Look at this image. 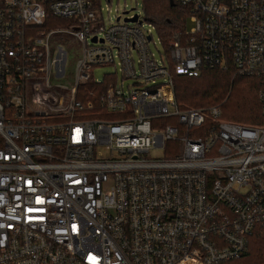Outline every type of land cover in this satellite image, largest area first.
I'll return each mask as SVG.
<instances>
[{"label":"built area","instance_id":"2783aa9c","mask_svg":"<svg viewBox=\"0 0 264 264\" xmlns=\"http://www.w3.org/2000/svg\"><path fill=\"white\" fill-rule=\"evenodd\" d=\"M97 1L0 0V264L239 257L264 224V87L247 125L179 107L173 75L264 76V0H170L192 27L158 36L159 57L151 23L106 25ZM53 17L71 29L43 31ZM55 32L81 44L71 84L53 77Z\"/></svg>","mask_w":264,"mask_h":264},{"label":"trees","instance_id":"16d2710c","mask_svg":"<svg viewBox=\"0 0 264 264\" xmlns=\"http://www.w3.org/2000/svg\"><path fill=\"white\" fill-rule=\"evenodd\" d=\"M146 10L145 19L154 23L166 43L174 33H184L190 10L170 0ZM48 27L43 25L42 28ZM235 73L232 62L225 68H203L196 77L173 75L174 93L179 107L220 105L224 119L247 125L263 123L258 91L264 87V76ZM218 264H264V224L255 226L248 236L244 252L237 258Z\"/></svg>","mask_w":264,"mask_h":264},{"label":"rangeland","instance_id":"374dc122","mask_svg":"<svg viewBox=\"0 0 264 264\" xmlns=\"http://www.w3.org/2000/svg\"><path fill=\"white\" fill-rule=\"evenodd\" d=\"M163 2L166 4L164 0H100L97 1L96 8L101 10L103 22L106 25L114 22L116 16L123 17L122 13L124 11H127L128 16L135 13L139 14L140 18L144 19L145 27H147V23H151L154 26L151 32L155 46L150 42V48L155 56L159 57L158 50L160 51L162 49L158 37L159 34L155 24L145 19V14L149 6ZM46 25H48V27H45L43 31L57 28L71 29V23L63 18H50ZM186 26L187 28H191L192 23L188 20ZM47 41L52 57L58 60L56 66L53 68V77L54 75L60 77H54V80L71 84L74 81L76 61L81 55V44L65 32H55L48 37ZM110 71H112L111 66H102L95 68L93 70V75L95 78L102 79L104 74ZM235 75L236 73H234L233 76ZM124 81L125 83L131 82L129 79H125ZM163 154V151L158 150L153 153L154 156H162Z\"/></svg>","mask_w":264,"mask_h":264},{"label":"water","instance_id":"95a60500","mask_svg":"<svg viewBox=\"0 0 264 264\" xmlns=\"http://www.w3.org/2000/svg\"><path fill=\"white\" fill-rule=\"evenodd\" d=\"M126 13H127V11H126ZM136 19H137V15H134L133 17H125L124 18L125 21H136Z\"/></svg>","mask_w":264,"mask_h":264}]
</instances>
